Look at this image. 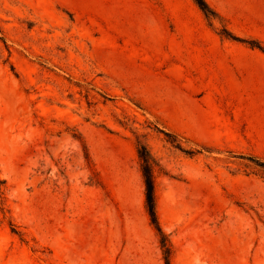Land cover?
I'll list each match as a JSON object with an SVG mask.
<instances>
[{
    "label": "rangeland",
    "instance_id": "1",
    "mask_svg": "<svg viewBox=\"0 0 264 264\" xmlns=\"http://www.w3.org/2000/svg\"><path fill=\"white\" fill-rule=\"evenodd\" d=\"M204 1L0 0V264H164L138 144L170 264H264V0Z\"/></svg>",
    "mask_w": 264,
    "mask_h": 264
},
{
    "label": "trees",
    "instance_id": "2",
    "mask_svg": "<svg viewBox=\"0 0 264 264\" xmlns=\"http://www.w3.org/2000/svg\"><path fill=\"white\" fill-rule=\"evenodd\" d=\"M194 4L198 7V9L203 13L206 18H213L216 16L214 11L207 5L204 0H192ZM223 35L232 39L234 41H238L241 43H246L251 48L258 49L259 51L264 53V49L262 46L256 41L246 42L239 38H235L230 33L223 30ZM166 137H170L168 134H165ZM174 141H170L173 143ZM179 148V146H176ZM137 157L139 159V166H140V173L144 184V199H145V211L149 220L150 225L152 226L153 230L156 232L158 236V243L162 252L164 264H170V245L168 242L167 237L163 234L156 210H155V197H154V167L156 166L154 159L150 155L147 147L143 144H138L137 147ZM85 159H88V156L85 154ZM257 163V162H256ZM263 166V164H257ZM2 181L0 180V186Z\"/></svg>",
    "mask_w": 264,
    "mask_h": 264
}]
</instances>
